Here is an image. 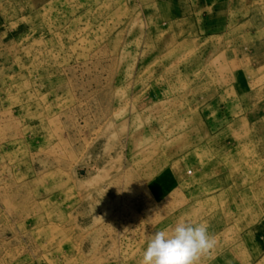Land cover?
<instances>
[{"label": "rangeland", "instance_id": "rangeland-1", "mask_svg": "<svg viewBox=\"0 0 264 264\" xmlns=\"http://www.w3.org/2000/svg\"><path fill=\"white\" fill-rule=\"evenodd\" d=\"M264 264V0H0V264Z\"/></svg>", "mask_w": 264, "mask_h": 264}, {"label": "clouds", "instance_id": "clouds-1", "mask_svg": "<svg viewBox=\"0 0 264 264\" xmlns=\"http://www.w3.org/2000/svg\"><path fill=\"white\" fill-rule=\"evenodd\" d=\"M214 244L206 223L181 220L147 236L142 264H198Z\"/></svg>", "mask_w": 264, "mask_h": 264}]
</instances>
